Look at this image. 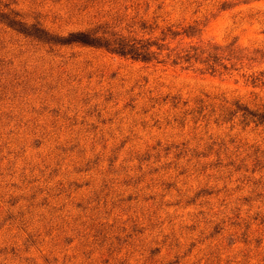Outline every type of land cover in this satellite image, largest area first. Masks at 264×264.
<instances>
[{"label": "rangeland", "instance_id": "374dc122", "mask_svg": "<svg viewBox=\"0 0 264 264\" xmlns=\"http://www.w3.org/2000/svg\"><path fill=\"white\" fill-rule=\"evenodd\" d=\"M0 10L54 35L105 25L239 58L149 63L0 21V264H264V125L230 114L264 105L248 80L264 70V0Z\"/></svg>", "mask_w": 264, "mask_h": 264}, {"label": "trees", "instance_id": "16d2710c", "mask_svg": "<svg viewBox=\"0 0 264 264\" xmlns=\"http://www.w3.org/2000/svg\"><path fill=\"white\" fill-rule=\"evenodd\" d=\"M0 21L6 23L17 32L31 37L38 42L52 45L80 44L83 46L102 48L111 53L149 63H166L170 56H174L172 60L174 64L181 62L189 63L194 59L205 65L206 70L215 72L217 66L223 65L221 62L224 59H239L236 55H233L234 52L231 54L229 53V57L225 58L222 52L217 51V47H212V50L207 52L203 58L202 55L205 51L201 50L199 52V48H193L194 53H192L190 49L185 52L174 53L169 47H165L164 43H159L157 40L139 38L135 35L124 33L121 30H111L109 26L105 25H99L89 30L72 31L67 36H59L51 34L37 24L28 25L26 22L17 18V15L6 13L1 10ZM140 26L141 29L147 28L145 23H141ZM165 38L166 36L163 40ZM163 50H168V53L163 55ZM233 65L234 64L231 65L232 68ZM223 68L228 69V66L224 64ZM248 80L255 86L264 87V70L249 74ZM236 106L237 108L230 112L233 117L239 115L242 122L246 125H264V105L257 108H250L237 103Z\"/></svg>", "mask_w": 264, "mask_h": 264}]
</instances>
